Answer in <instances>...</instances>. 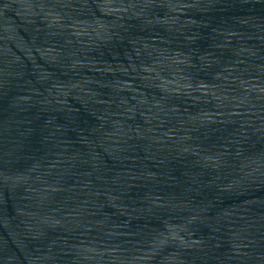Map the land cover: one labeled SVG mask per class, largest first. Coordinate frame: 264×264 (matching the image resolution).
I'll return each instance as SVG.
<instances>
[{
  "label": "water",
  "instance_id": "95a60500",
  "mask_svg": "<svg viewBox=\"0 0 264 264\" xmlns=\"http://www.w3.org/2000/svg\"><path fill=\"white\" fill-rule=\"evenodd\" d=\"M0 264H264V0H0Z\"/></svg>",
  "mask_w": 264,
  "mask_h": 264
}]
</instances>
